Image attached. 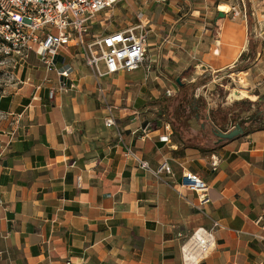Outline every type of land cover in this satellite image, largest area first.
<instances>
[{
  "label": "crops",
  "instance_id": "obj_1",
  "mask_svg": "<svg viewBox=\"0 0 264 264\" xmlns=\"http://www.w3.org/2000/svg\"><path fill=\"white\" fill-rule=\"evenodd\" d=\"M254 2L253 49L264 56V0ZM248 33L247 17L225 21L226 50L222 56L216 48L210 66L232 67L251 46ZM60 57L74 66L65 53ZM86 66L78 60L75 88L52 98L57 75L44 67L41 82L26 74V85L0 95V264H264V127L218 139L216 148L176 140L173 129L160 141L165 125L144 137L152 113L135 106L140 95L116 91L120 76L136 74L106 75L100 83L108 100L134 106L118 113L122 142L115 127L104 125L105 104ZM127 146L154 170L167 160L172 173L143 168L126 155ZM185 170L209 184L201 210L193 206L197 194L179 186ZM214 221L221 226L212 231L209 253L186 258L190 235L210 231Z\"/></svg>",
  "mask_w": 264,
  "mask_h": 264
},
{
  "label": "rangeland",
  "instance_id": "obj_2",
  "mask_svg": "<svg viewBox=\"0 0 264 264\" xmlns=\"http://www.w3.org/2000/svg\"><path fill=\"white\" fill-rule=\"evenodd\" d=\"M221 3L223 5L219 8ZM255 3L254 0H171L166 4H161L148 0H121L113 8L93 18L89 36L92 38L95 35L100 36L134 25L142 13L149 20L151 30L148 46L151 68L133 72L136 75L140 74L139 76H133V74L120 76L118 86L114 85L117 88L116 91L121 94V97L141 96L135 106L148 108L147 113H152L146 120H151L152 130L164 127L166 122L171 123L173 119L174 125L178 127V130L174 132L176 140L180 138L184 142L185 140L199 141L213 145L218 138L208 118L211 109L225 110L235 102L247 98L253 101L258 100L260 104L252 105V111L259 107L264 109V99L259 100L264 95L263 54H258L254 49L249 48L246 51L247 56L237 60L232 67L212 68L209 61L214 57L215 50L218 49L220 54L226 50L227 42H223L220 36L222 24L225 21L229 23L246 19L244 15L235 17L233 8H241L247 14L252 4ZM217 10L224 11L226 15L218 17ZM247 25L249 41L253 46L256 42L253 14L250 24L247 16ZM63 53L68 56L75 67H77L78 60L85 66L87 65L79 49L71 48ZM41 65L40 61L34 58H29L27 62L0 63V95L13 94L26 85L23 83L26 80V74L32 77L31 82L35 84L41 82L45 75ZM184 66L186 67L184 70H173L175 67L184 68ZM206 68L209 70L204 71L200 76L203 81L206 78L211 79L206 83H199L194 89L195 97H203L206 101L204 115L202 118H195L192 108L187 107L186 113L190 116V120L188 128H184L180 119H176L173 115L177 101H172L170 107H166L165 100L167 97L178 95V77L183 83L193 82L195 80H192V77H196L202 69ZM169 88L176 91L173 96L166 94ZM112 89L109 92H112ZM111 95L114 101L116 98L112 93ZM128 103L127 100L121 102L122 106H128L133 110V104ZM193 103L196 104V102ZM174 125L171 123L173 130H175ZM231 126L232 123L227 124V127ZM258 126L264 127V120L259 122ZM179 132L183 133L182 136H179ZM207 140L209 142H206Z\"/></svg>",
  "mask_w": 264,
  "mask_h": 264
},
{
  "label": "built area",
  "instance_id": "obj_3",
  "mask_svg": "<svg viewBox=\"0 0 264 264\" xmlns=\"http://www.w3.org/2000/svg\"><path fill=\"white\" fill-rule=\"evenodd\" d=\"M121 0H0V63L7 61L27 62L32 54L36 55L47 72L55 71L58 84L49 89V97H54L57 91L67 92L77 85L74 79V66L69 62H58V57L70 47H76L85 59L98 82V91L102 95L105 107L104 125L115 127L123 142L118 129V113L125 108L108 100L100 79L106 75L133 73L136 70H149L150 58L148 46L150 41L149 20L141 13L136 24L90 38L93 18L103 11L113 8ZM166 4L171 0H148ZM234 16L244 15L246 11L234 7ZM244 13V14H242ZM30 80V77H28ZM44 80H49L45 77ZM175 90H166L168 96H173ZM152 123L146 121L142 128L143 136L150 137ZM168 133L159 137L167 142L173 134L171 123L166 122ZM170 130V131H169ZM126 155L139 160L143 168L155 174L172 173L171 165L163 161L157 169H152L148 161L141 159L132 147L127 146ZM219 158L213 156L212 167L217 168ZM179 186L193 191L198 196L195 208L202 209L210 201L209 184L198 173L185 170L182 172ZM221 226L218 221L213 222L210 231L198 228L190 238L204 229L208 238L202 241V253L213 247V230ZM183 252L189 259L195 248L185 249ZM187 253V254H186ZM188 255V256H187ZM191 257V258H190Z\"/></svg>",
  "mask_w": 264,
  "mask_h": 264
},
{
  "label": "trees",
  "instance_id": "obj_4",
  "mask_svg": "<svg viewBox=\"0 0 264 264\" xmlns=\"http://www.w3.org/2000/svg\"><path fill=\"white\" fill-rule=\"evenodd\" d=\"M248 16V22L250 24V20L252 19V11L250 10L249 13H247ZM250 49H253V46L251 44ZM247 56L246 51H244L239 60L243 59ZM61 57H58V61H60ZM211 78H206L204 81L202 80V77L199 76L195 81L189 82V83H179V92L178 95L175 97H167L165 100V106L170 107L172 104V101H177L175 104V109L173 110V115H175L176 119H180L181 124L184 128H188L190 116L186 113V108L190 107L192 108L195 118H202L204 115V108L206 107V101L203 99V97H195V87L203 82L206 83ZM264 95L260 97L259 100H263ZM193 102H196L194 104ZM259 104L258 100L253 101L251 99H242L241 101L235 102L233 105H231L230 108L222 110V109H211L209 112V119L210 124L212 125V130L214 132L215 128L221 129L223 131H227L229 127H227V124L232 123V125L240 124L244 132H250L252 130H255L257 128H261L258 126V123L264 120V109H261V107L255 109L252 111V105ZM260 105V104H259ZM171 123L174 125V120L171 119ZM175 131L178 130V127L175 126ZM179 136H182L183 133L179 132ZM218 138V137H217ZM227 140V139H222ZM206 142H209L208 140ZM185 143L197 145L199 147L203 148H216L221 142H213V145H208L207 143L204 144L202 142L197 141H188L185 140Z\"/></svg>",
  "mask_w": 264,
  "mask_h": 264
},
{
  "label": "bare ground",
  "instance_id": "obj_5",
  "mask_svg": "<svg viewBox=\"0 0 264 264\" xmlns=\"http://www.w3.org/2000/svg\"><path fill=\"white\" fill-rule=\"evenodd\" d=\"M237 35H238V33H237ZM236 53H238V48H237ZM207 238H208V235L205 233L204 229H202L196 235H194V237L190 238V240L186 244V247H185L186 251H187V249H192V248L194 249L195 248V253H193L192 255L194 256V259H196V261L199 257H201L199 254L202 253V241L206 240ZM209 251L210 250L203 252V255H206L207 253H209ZM194 259H192V260H194Z\"/></svg>",
  "mask_w": 264,
  "mask_h": 264
},
{
  "label": "water",
  "instance_id": "obj_6",
  "mask_svg": "<svg viewBox=\"0 0 264 264\" xmlns=\"http://www.w3.org/2000/svg\"><path fill=\"white\" fill-rule=\"evenodd\" d=\"M224 16H225V12L222 10H219L218 17H224ZM177 82L182 83L180 77L177 78ZM243 132H244V129L240 124L235 125L232 129L227 130V131H223L218 128L214 129V134L218 137L219 140L231 139Z\"/></svg>",
  "mask_w": 264,
  "mask_h": 264
}]
</instances>
